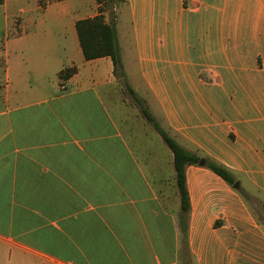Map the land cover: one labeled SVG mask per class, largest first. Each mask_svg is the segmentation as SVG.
<instances>
[{"label": "crops", "instance_id": "1", "mask_svg": "<svg viewBox=\"0 0 264 264\" xmlns=\"http://www.w3.org/2000/svg\"><path fill=\"white\" fill-rule=\"evenodd\" d=\"M127 4L128 58L114 22L129 86L239 189L189 166L182 220L171 149L113 60L84 57L76 24L97 0H5L0 264H264V0Z\"/></svg>", "mask_w": 264, "mask_h": 264}, {"label": "trees", "instance_id": "2", "mask_svg": "<svg viewBox=\"0 0 264 264\" xmlns=\"http://www.w3.org/2000/svg\"><path fill=\"white\" fill-rule=\"evenodd\" d=\"M97 2L100 5L101 14L95 18L78 21L76 24V30L84 57L87 61L105 57H110L113 60L117 78L122 80L129 94L134 98L147 121L154 126L164 142L171 149L174 155L177 184L182 202L181 218L187 222L191 210L186 178V170L189 166L207 168L221 177L231 187L235 185L237 179L228 168L219 164L214 159L202 155L198 151L191 152L185 149L173 137H171L150 114L142 100L128 84L114 19L111 17V22L108 23L103 16L106 6L113 2V0H97ZM4 3L5 0H0V6L4 5ZM77 71L78 70L75 67L64 69L61 71L60 77L63 81H68L77 73ZM185 230L187 229L185 228Z\"/></svg>", "mask_w": 264, "mask_h": 264}, {"label": "rangeland", "instance_id": "3", "mask_svg": "<svg viewBox=\"0 0 264 264\" xmlns=\"http://www.w3.org/2000/svg\"><path fill=\"white\" fill-rule=\"evenodd\" d=\"M31 2V6L33 5V0H30ZM21 5L19 4L18 6H15L14 10V15H19V11L21 9ZM128 4H127V0H113V2H111L108 6H106V11H108L111 15V17H113V19H118L119 15L121 16L120 19V24L118 26V31L120 33V37H121V46L122 49L124 51V55L125 58L127 57V49L125 48V44H124V34L126 33L127 35L129 34V19L127 16V13L125 10H127ZM124 11V12H123ZM5 32V24L4 21L2 19V17H0V42L3 38V33ZM130 95V94H129ZM127 98L134 103L133 99L127 95ZM146 107V106H145ZM261 204H264V199L262 197H259ZM253 201L254 200H250L251 204V208L256 211L255 206H253Z\"/></svg>", "mask_w": 264, "mask_h": 264}, {"label": "water", "instance_id": "4", "mask_svg": "<svg viewBox=\"0 0 264 264\" xmlns=\"http://www.w3.org/2000/svg\"><path fill=\"white\" fill-rule=\"evenodd\" d=\"M234 188L239 189V183H236V184L234 185Z\"/></svg>", "mask_w": 264, "mask_h": 264}]
</instances>
